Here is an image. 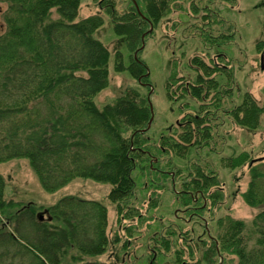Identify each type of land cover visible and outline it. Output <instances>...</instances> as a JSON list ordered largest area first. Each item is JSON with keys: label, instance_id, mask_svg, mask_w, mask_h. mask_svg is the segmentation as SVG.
Segmentation results:
<instances>
[{"label": "trees", "instance_id": "trees-1", "mask_svg": "<svg viewBox=\"0 0 264 264\" xmlns=\"http://www.w3.org/2000/svg\"><path fill=\"white\" fill-rule=\"evenodd\" d=\"M175 1L180 0H129L122 14L111 0H101L103 14L81 18V0H0L7 5L2 13L5 30L0 35V163L28 161L48 193L76 179L109 184L107 198L118 215L124 220L137 216L132 225L144 223L147 228L150 222L127 206L136 198L132 173L138 166L147 168L143 171L151 188L162 191L171 162L161 169L162 162L155 156L184 158L194 147L211 145L222 126L216 111L232 117L237 126L257 131L264 107L249 93L234 104L231 58L220 52L223 45L233 42L234 32L227 37L204 36L210 49L219 50L218 60L225 66L216 62L207 65L196 57L192 60L197 72L194 83L178 85L173 79L166 83L167 96L173 101L187 94L204 103L214 92L197 114L187 113L183 122L177 123L181 131L177 139L162 136L158 148L150 144L146 133L153 122V106L150 97L136 89L125 90L102 108L96 105L95 98L110 85L111 52L96 37L105 24L104 16L110 18L114 33L121 38L118 46L125 44L128 51V64L123 52H116L114 71L126 72L140 86L151 88L141 53ZM257 48L264 55V42ZM215 74L224 77L226 84L216 81ZM175 84L181 91L172 89ZM223 101L233 104L231 109L222 110ZM249 159L248 153L227 158L225 168L236 170L249 162L250 182L242 198L260 212L249 225L225 217L216 222L215 237L204 232L207 241L202 244L207 248L203 259L207 264L225 262V256L236 257L237 264H264V164ZM193 169L192 179L184 181L180 191L174 177L170 179L185 207L182 220H205L203 215L225 205V189L214 171ZM5 187L0 174V264H109L97 260L111 243L108 209L102 202L72 195L39 212L33 204L6 200ZM156 205L153 202L150 208ZM124 228L129 235L125 236L126 249L134 234L128 226ZM177 228L172 227L169 237L182 233ZM184 241L190 250L192 242ZM154 243L150 264H156L157 255H166L173 241L161 235ZM173 257L172 264H201L185 262L180 250L174 251Z\"/></svg>", "mask_w": 264, "mask_h": 264}, {"label": "rangeland", "instance_id": "rangeland-1", "mask_svg": "<svg viewBox=\"0 0 264 264\" xmlns=\"http://www.w3.org/2000/svg\"><path fill=\"white\" fill-rule=\"evenodd\" d=\"M100 1L81 0L80 17L100 14ZM111 1L115 3L122 14L129 5V0ZM6 9V4H0V35L5 30L2 13ZM170 9V12L146 41L145 49L141 53V58L148 67L151 88L140 86L126 72L117 73L114 71L115 54L118 50L123 52L126 64L129 59L125 44L118 46L121 38L114 33L112 23L107 15L104 16L105 24L96 34V37L111 52L110 85L95 98L96 105L102 108L130 88L138 90L143 97H150L153 106V122L148 127L146 136L150 139V144L157 148L161 144L162 136L177 139L181 132L177 130V123L183 122L187 113L197 114L200 107L204 103H209L214 94L213 92L204 103L187 94L183 99L174 101L167 96L166 83L168 80L173 79L175 81L172 82H176L178 85L192 84L196 81L197 72L192 64V60L196 57L202 59L207 65H213L216 62L220 66H225L224 62L218 60V54L226 53L231 58V67L234 72V104H239L242 96L249 93L261 107H264L262 49L257 48L258 43L264 42V0H180L172 2ZM53 17L57 18V14L53 13ZM233 32L235 34H233V42L223 45L220 52L215 47L210 49L211 46L205 43V34H211L214 37L220 35L227 37ZM213 78L224 85L227 82L224 77L217 76V74ZM176 84L171 85L172 89L181 91L178 90ZM223 104L225 106L223 105L222 110L224 108L231 109L233 106L228 101ZM216 113L222 126L218 131L220 136H216L211 145L201 148L194 147L184 158L175 155L155 156L162 162L161 169L165 170L167 163L171 162L167 169L168 180L163 183L162 191L151 188L148 183L149 179L143 171V169L147 171L145 165L143 168L138 166L132 173L136 184V198L131 200L127 206L134 209L138 215L141 214L145 221L150 222L147 228L144 223L132 225L133 221H138L137 216L124 220L121 215H118L115 206L107 198L111 190L109 184L76 179L68 186L54 193H48L42 189L29 162L24 159L0 163V174L6 184L5 199L21 204H33L39 212L47 211L62 198L72 195L81 199L102 202L108 209L107 234L111 242L102 261L109 262V264L124 260L128 264H150V247H154L155 237L156 240H159L161 235L173 241V244L166 255H157L156 264H172L174 251L178 250L181 251L182 259L185 258V262L187 260L190 262L200 261L201 264H207L203 259V253L207 248L202 244L203 241H207L204 232H207L208 237H215L216 222L225 217L240 220L249 225L260 212V209L249 207L242 198V194L246 192L250 182L249 162L236 170H230L225 168L224 160L248 153L249 160H256L259 161L258 164H264V115L260 128L257 131H250L237 126L232 117H225L219 111ZM146 166L150 168L151 162H148ZM193 167L200 168L205 172L214 171L225 189V205L203 215L205 220L198 218L192 221H189V218L182 220L184 214H181L185 207L181 201V195L179 196L175 191L170 179L171 176L174 177L179 190L184 181L192 179ZM153 202H156V208H150ZM210 218L213 219L210 220ZM138 225L139 228H135ZM125 226H128L134 235L129 246L123 249L126 242L125 236H129L127 231L124 232ZM171 226L178 227L177 229L182 233L169 237V232L173 230ZM9 229L11 230V228ZM184 238L192 242L190 250L187 248L189 245H185ZM116 239L118 242H115ZM224 260L225 262H220V264H237L236 257L225 256Z\"/></svg>", "mask_w": 264, "mask_h": 264}, {"label": "water", "instance_id": "water-1", "mask_svg": "<svg viewBox=\"0 0 264 264\" xmlns=\"http://www.w3.org/2000/svg\"><path fill=\"white\" fill-rule=\"evenodd\" d=\"M261 68L264 69V55L261 56ZM151 124H152V122L149 123L148 127H150ZM39 219H40V220H43V216L40 215V216H39Z\"/></svg>", "mask_w": 264, "mask_h": 264}, {"label": "crops", "instance_id": "crops-1", "mask_svg": "<svg viewBox=\"0 0 264 264\" xmlns=\"http://www.w3.org/2000/svg\"><path fill=\"white\" fill-rule=\"evenodd\" d=\"M102 258H103V256H102V257H99V258H97V260L101 261V260H103Z\"/></svg>", "mask_w": 264, "mask_h": 264}]
</instances>
